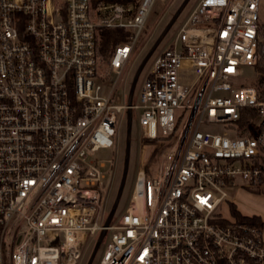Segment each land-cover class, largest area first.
I'll return each mask as SVG.
<instances>
[{"label":"built area","instance_id":"obj_1","mask_svg":"<svg viewBox=\"0 0 264 264\" xmlns=\"http://www.w3.org/2000/svg\"><path fill=\"white\" fill-rule=\"evenodd\" d=\"M157 1L0 0V264H79L103 231L99 264H264L261 226L221 209L264 175V97L241 82L264 63L261 0H200L122 104ZM105 30L127 35L103 73ZM129 110L164 145L106 227L93 155L115 147Z\"/></svg>","mask_w":264,"mask_h":264},{"label":"rangeland","instance_id":"obj_2","mask_svg":"<svg viewBox=\"0 0 264 264\" xmlns=\"http://www.w3.org/2000/svg\"><path fill=\"white\" fill-rule=\"evenodd\" d=\"M186 0H172L165 3L163 0L157 1L155 4L150 18L148 20V32L149 37L146 44V48L143 51L142 55L135 61V63L128 69L124 80L122 81L119 90L116 94V101L119 98L121 103L123 104L125 95H128L131 89V85L137 73V70L145 60L146 56L149 52L153 49L154 45L158 38L162 35L168 25L171 23L172 19L175 17L179 8L184 4ZM200 0H189V2L185 5L182 14L176 21V23L172 26L170 31L167 33L166 37L163 39L161 44L157 47L156 51L154 52L153 56L145 65L135 91L134 102L137 101V95L145 82L147 76L149 75L150 71L153 68V65L156 59L165 51L167 50L173 39L177 36L180 29L186 22L187 18L193 12L197 4ZM100 68L101 71L104 73L105 71H109L108 64L102 59L100 60ZM243 79L241 82L244 86H255L257 87L262 93L264 97V77L260 76L259 74L255 73V70L252 68H243L242 70ZM114 76H110L111 82L114 80ZM126 80L125 84L124 81ZM118 103V102H117ZM116 103V104H117ZM186 114L181 112L179 114V125L178 130L182 127V124L185 120ZM129 118L127 113L124 115L119 116L118 122V133L115 138V147L113 149H104L101 150L93 155L94 158L98 159L100 162L105 163V175L106 181L101 186L100 190L103 196V205L105 208V216L104 221H106L109 213L111 212L115 199L117 197L119 187L121 184L123 171H124V164L126 159V151H127V128H128ZM219 130V129H218ZM218 130H216L218 132ZM162 141H147L143 139V132L140 124V112L136 111L133 113V121H132V133H131V153H130V164H129V171L127 176L126 185L124 188V192L119 203V206L116 210L114 220L120 218L127 209V206L131 200L133 195L135 182L137 179V173L141 166L144 163H147L150 166V170L152 175L156 174L157 169V160L156 154L159 149L163 146ZM230 202H225L221 209L225 216H229L232 214L231 207L235 206V208L239 211H243L248 209V206L252 205L254 202L251 200L250 196L241 194L239 190L233 193L230 196ZM230 208V209H229ZM112 234H108L107 237L110 238ZM97 241L90 236L87 241V246L84 251L83 259L80 261L79 264H88L91 255L94 251ZM106 249L105 242L101 245L95 261L93 264H99L100 259Z\"/></svg>","mask_w":264,"mask_h":264},{"label":"water","instance_id":"obj_3","mask_svg":"<svg viewBox=\"0 0 264 264\" xmlns=\"http://www.w3.org/2000/svg\"><path fill=\"white\" fill-rule=\"evenodd\" d=\"M189 2V0H186L184 2V4L179 8V10L177 11L175 17L172 19L171 23L168 25V27L165 29V31L162 33V35L158 38V40L156 41V44L154 45L153 49L149 52V54L146 56L145 60L143 61V63L141 64V66L139 67V69L137 70V73L135 75V78L133 80V83L131 85V89H130V93H129V105L131 106L133 104L134 101V96H135V91H136V87L140 78V75L145 67V65L147 64V62L150 60V58L153 56L154 52L156 51L157 47L161 44V42L163 41V39L166 37L167 33L170 31V29L172 28V26L176 23V21L178 20V18L180 17V15L183 12V9L185 7V5ZM128 118H129V123H128V128H127V151H126V159H125V164H124V171H123V176H122V180H121V184L119 187V191L117 194V197L115 199L113 208L111 210V212L109 213L105 226L108 227L111 225L114 217H115V213L116 210L119 206V203L121 201L123 192H124V188L126 185V181H127V176H128V171H129V164H130V153H131V146H130V141H131V133H132V121H133V113L132 111H128L127 112ZM106 236V231H103L96 243V246L94 248V251L91 255V258L88 262V264H93L95 261V258L97 256V253L103 243V240Z\"/></svg>","mask_w":264,"mask_h":264},{"label":"trees","instance_id":"obj_4","mask_svg":"<svg viewBox=\"0 0 264 264\" xmlns=\"http://www.w3.org/2000/svg\"><path fill=\"white\" fill-rule=\"evenodd\" d=\"M134 0H93L94 4L97 5L101 2H109V3H120V4H130ZM126 32L124 30H105L101 32L100 38V47L99 53L101 56L102 61L108 63L109 60L112 58L113 53L121 42H123L126 38ZM255 73L259 74L260 76L264 77V63L261 61L258 66L255 68ZM246 119L243 118L241 124H244ZM231 212L235 217H238L244 222L260 225L259 221L256 217H244L242 216L235 206L231 207Z\"/></svg>","mask_w":264,"mask_h":264},{"label":"crops","instance_id":"obj_5","mask_svg":"<svg viewBox=\"0 0 264 264\" xmlns=\"http://www.w3.org/2000/svg\"><path fill=\"white\" fill-rule=\"evenodd\" d=\"M260 15L261 19L264 21V0H261ZM239 192L250 196L254 203L248 206V209L243 210L242 212L238 210V212L244 217H256L262 228L264 238V175L260 188L256 190L240 189Z\"/></svg>","mask_w":264,"mask_h":264},{"label":"flooded vegetation","instance_id":"obj_6","mask_svg":"<svg viewBox=\"0 0 264 264\" xmlns=\"http://www.w3.org/2000/svg\"><path fill=\"white\" fill-rule=\"evenodd\" d=\"M138 85V84H137ZM137 88V87H136Z\"/></svg>","mask_w":264,"mask_h":264}]
</instances>
